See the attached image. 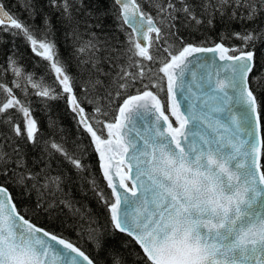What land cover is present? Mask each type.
Listing matches in <instances>:
<instances>
[{"label": "snow or ice", "instance_id": "snow-or-ice-1", "mask_svg": "<svg viewBox=\"0 0 264 264\" xmlns=\"http://www.w3.org/2000/svg\"><path fill=\"white\" fill-rule=\"evenodd\" d=\"M21 3L29 20L34 21L37 10L32 0ZM48 4L72 28V55L81 70L79 78L70 74L67 62L60 59L47 14L42 16L43 27L37 28L0 0V31L22 35L32 52L48 62L47 71L53 74L52 82L46 83L44 77L25 72L15 50L0 65V124L8 129L0 133V176L25 188L29 195L35 191L37 209L43 207L41 201L53 207L56 194L62 191L63 175L50 174L54 155L62 156L78 173L87 165L78 154L86 149L78 146L70 153L63 142L42 140L31 106L25 102L30 90L47 100L65 99L78 127L90 137L89 146L98 154L102 176L111 190L107 197L99 191L97 196L107 209L112 229L129 237L122 247L135 243L141 248L133 235V215L129 218L123 206L129 203V193L136 197L137 188H143V157L150 148L173 146L178 150L216 151L229 159L235 156L253 183L264 182V62L258 65L254 47L256 41H264V28L232 32L230 38L240 43L229 45L224 34L214 40H186L177 27L212 26L217 14L221 19L254 22L264 16V0H112V11L125 37L117 49L101 45L95 32L101 25L90 23L94 17L84 0H48ZM145 4L150 10H145ZM80 16L83 20L78 19ZM81 27L84 32L79 31ZM102 50L109 53L104 57L108 71L100 67ZM9 71L11 86L3 80ZM100 75L107 79L106 84ZM136 120L151 126L141 134L134 126ZM50 123L55 126L54 121ZM190 125L197 130L192 136L187 131ZM126 132L135 134L142 144L126 139ZM16 141L40 148L39 162L44 167L28 169L23 146ZM130 148L134 150L130 155L134 164L129 162L125 170L122 166ZM59 203L71 207L70 202ZM88 223L89 240L97 251L104 249L107 242L103 233L92 226V221ZM133 255L136 264H146L143 248ZM111 258L112 264H125L119 255L112 254ZM0 264L100 262L78 242L26 219L17 209L8 181H0Z\"/></svg>", "mask_w": 264, "mask_h": 264}, {"label": "water", "instance_id": "water-1", "mask_svg": "<svg viewBox=\"0 0 264 264\" xmlns=\"http://www.w3.org/2000/svg\"><path fill=\"white\" fill-rule=\"evenodd\" d=\"M134 126L143 134L151 124ZM133 151L125 170L134 164ZM142 170L143 188L136 197L129 193L123 210L133 215V235L152 264H264V182L253 183L235 156L156 147L143 157Z\"/></svg>", "mask_w": 264, "mask_h": 264}, {"label": "trees", "instance_id": "trees-1", "mask_svg": "<svg viewBox=\"0 0 264 264\" xmlns=\"http://www.w3.org/2000/svg\"><path fill=\"white\" fill-rule=\"evenodd\" d=\"M32 2L37 10L34 21L29 20L28 11L23 7L21 0H4L6 7L12 13L18 14L21 20L34 23L37 28L43 27L42 16L44 14L50 17L51 38L56 42L59 57L67 62L70 74L79 78L81 70L77 67V61L72 55V28L61 21L60 13L49 6L48 0H32ZM84 3L85 8L94 17L90 23L101 25V28L95 29L100 37L101 45L104 48L117 49L118 45L123 44L125 37L124 33L119 30L115 14L112 11V0H84ZM144 8L146 11L150 10L147 4L144 5ZM83 18V16L78 17L80 20H83ZM177 27H179V35L186 40L197 42L204 41L205 38L214 40L224 34L229 37L226 41L227 44L238 45L240 41L231 39L230 34L243 29L257 28L259 30L264 28V16L254 22H249L239 19L233 21L227 17L221 19L217 14L212 26L205 23L199 27L187 25H177ZM79 31L84 32V28L81 27ZM254 47L259 65V63L264 62V41H256ZM12 50H15V58L25 72L34 73L37 78L44 77L46 83L52 82L53 74L47 71L48 62L32 52L22 35L13 36L9 32L0 31V65L6 63V56L10 55ZM99 55L101 56L100 67L104 71H108V64L105 62L104 57L109 53L102 50ZM113 55L115 57V53ZM119 62L123 63V58H120ZM99 79L104 81L105 84L107 83V79L103 75H100ZM3 80L11 86L12 73L9 71ZM16 95L22 100L25 99L18 90H16ZM25 102L31 106L32 114L38 122L40 132L43 134L42 140L55 139L57 142H63L70 153L74 152L78 146L81 149H86V151L78 154L82 156V162L87 167L83 172L78 173L62 156L59 154L53 156L50 174L63 175L64 182L61 185L62 191L56 194V200L51 208L48 207L47 203L41 201L43 207L37 209V194L35 191H32L29 195L25 188L9 181L7 177L0 176V181H8L17 209L25 215V218L30 219L38 226H42L54 234L69 238L73 242H78V246L86 253L91 251L100 264H112V254L121 256L125 264H136L137 257L133 255V251L141 253V248L136 246L135 243L130 248L122 247L121 245L125 244L129 237L116 233L108 223L107 209L97 196V191L102 192L107 197L110 195L111 190L107 187V183L102 176L98 154L89 146L90 137L82 128L78 127L66 100L63 98L47 100L31 94L30 90ZM120 102L122 101H116V103ZM87 110L91 112V107ZM51 121L55 122L54 127L51 125ZM7 131L8 129L0 124V133ZM8 143H11V141ZM16 144L23 146V159L28 169L39 171L44 167V164L39 162L41 158L40 148L27 146L24 141H16ZM5 150L11 151L7 147ZM44 159H48V157L45 156ZM93 181L95 186H93ZM46 199L47 197H45ZM60 201L70 202L71 207H65L62 203H59ZM89 221H92V226L103 233V238L107 242L106 247L100 251L95 249L92 241L88 238L86 229L89 226ZM146 264L152 263L147 259Z\"/></svg>", "mask_w": 264, "mask_h": 264}, {"label": "rangeland", "instance_id": "rangeland-1", "mask_svg": "<svg viewBox=\"0 0 264 264\" xmlns=\"http://www.w3.org/2000/svg\"><path fill=\"white\" fill-rule=\"evenodd\" d=\"M104 135H105V138H106V130H104Z\"/></svg>", "mask_w": 264, "mask_h": 264}]
</instances>
